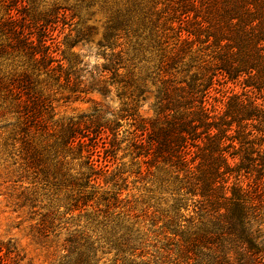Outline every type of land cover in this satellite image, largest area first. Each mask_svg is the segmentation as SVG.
Segmentation results:
<instances>
[{
    "label": "trees",
    "instance_id": "16d2710c",
    "mask_svg": "<svg viewBox=\"0 0 264 264\" xmlns=\"http://www.w3.org/2000/svg\"><path fill=\"white\" fill-rule=\"evenodd\" d=\"M40 8L42 0H0V57L23 59L0 68V117L16 116L24 170L53 202L34 238L47 240L57 220L96 201L90 224L102 226V244L69 234L58 264H264V0H65ZM98 12L106 18L96 45L104 62L89 67L71 51L98 35L89 25ZM59 25L73 26L61 58ZM228 83L241 91L216 113L211 92ZM55 86L65 102L93 103V112L57 131L45 95ZM113 92L117 110L107 104ZM150 97L154 115L144 118ZM124 121L133 130L120 140ZM123 142L132 168L111 171ZM67 155L80 171L72 173ZM100 177L112 191L95 186ZM131 177L152 178L155 204L140 215L121 211ZM38 192L22 196L23 207L35 208ZM140 218L149 223L144 232ZM24 259L16 244H0V264Z\"/></svg>",
    "mask_w": 264,
    "mask_h": 264
},
{
    "label": "rangeland",
    "instance_id": "374dc122",
    "mask_svg": "<svg viewBox=\"0 0 264 264\" xmlns=\"http://www.w3.org/2000/svg\"><path fill=\"white\" fill-rule=\"evenodd\" d=\"M45 8H50L53 4L59 3L64 4L65 0H42ZM73 2V0H66ZM45 8H40L41 11ZM105 15L98 12L89 21V25H94L98 29V35H96L90 43L80 44L78 47L74 48L71 52L82 55L84 63L88 64L89 67L95 64L103 63V59L98 56L97 43L102 38L103 35V24L105 23ZM73 29V26L71 27ZM68 26L65 28L63 25H59L54 32V37H56L57 42L60 43V51L57 55L59 58L62 57V52L67 51V36L70 34V29ZM75 33H73V37ZM14 66H22V58H2L0 57V68L12 70ZM11 66V67H9ZM218 90L211 92V98L209 99L208 106L210 108H215L216 113L223 112L224 105L227 102V98L230 96L231 92H240V86H235L232 84H227L222 87L216 86ZM60 90L59 86L53 87V90L46 91L45 95H49L52 100H54L55 116L54 121L56 124L57 131L59 130L61 123H67L69 119H77L79 116L84 114H91L94 110L93 103H87L86 101H68L62 99L64 94L58 92ZM58 92V93H57ZM95 99H99L98 96H94ZM154 98L150 97L145 103L141 104L140 114L144 118L153 117L152 103ZM107 104L111 109H119L120 101L116 94L113 92L110 98L107 99ZM16 122V116L13 114H8L0 117V244H16L21 251V255L25 256L24 261L21 264H58L61 259L63 252L61 245L64 240L72 233H83L88 234L92 240L99 241L100 236H105L102 226H96V224H90L91 218L94 213L98 210L96 201L90 203L92 206L89 207L85 212L75 211L71 215H64V218L57 220L54 224V233L50 235L47 240H38L34 238L36 234L38 224L41 221V215L48 212L49 205L53 203L50 198L51 196H46L48 193L41 190L42 185L34 183V176L29 174L24 170V144L19 140L20 138L16 136L14 131V124ZM123 127L121 128L120 140L127 138L128 132L133 130L131 127L132 121H124ZM60 125V126H59ZM56 131V132H57ZM53 130L50 134L56 133ZM50 142L54 141L53 137L49 136L45 138ZM112 138H109L107 142H110ZM48 144V143H43ZM128 142H123L121 144V149L117 154V159L109 163V168L111 171H116L118 169L131 170L132 158L130 156V151L126 150L128 147ZM103 156V155H102ZM58 156L57 158H60ZM74 155H67L65 162H68V167L71 168L72 173L80 171L78 166L79 161L73 160ZM56 158H54L55 160ZM50 160H53L52 156ZM127 175H124L126 177ZM42 177V176H41ZM40 177V178H41ZM151 177L147 178L146 181H136L135 177L129 178L127 182V190L123 191L121 199L123 200L121 204V211H126L127 209L132 210L136 215H140L142 210L147 207L148 204H155V200H151L153 196L148 192V188H151ZM44 184L43 182H40ZM121 183V182H120ZM122 184V183H121ZM101 192L112 191L111 184H105L104 178L100 177L97 179L95 185ZM125 186V185H124ZM38 190L37 201L35 203L36 207H29L30 204H26L23 207L24 199L22 196L31 195L34 191ZM46 194V195H45ZM157 197H165L170 199L169 195H159ZM103 204V203H102ZM164 208L170 205V200L166 203L161 201ZM101 209H105V205L100 206ZM134 208V209H133ZM120 209H118L119 211ZM116 211V212H118ZM191 211L184 212V215L190 217ZM153 212V209L150 210ZM36 213V214H34ZM64 213V209H62ZM101 216L105 214L100 212ZM102 219V217L100 218ZM138 225L136 228L141 229L143 232L149 227V223H144V220L140 218L138 220ZM102 241V240H100ZM99 241V242H100ZM102 244V242H100ZM152 243V242H151ZM150 246V243L148 244ZM149 252H152L153 248H148ZM2 252L1 255H4ZM99 256L104 257V262L110 263V260L114 258V253L101 254ZM13 264V261L10 262Z\"/></svg>",
    "mask_w": 264,
    "mask_h": 264
}]
</instances>
